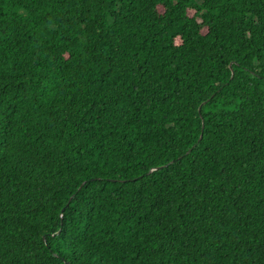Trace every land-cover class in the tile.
<instances>
[{
	"label": "trees",
	"instance_id": "trees-1",
	"mask_svg": "<svg viewBox=\"0 0 264 264\" xmlns=\"http://www.w3.org/2000/svg\"><path fill=\"white\" fill-rule=\"evenodd\" d=\"M0 264H264V0H0Z\"/></svg>",
	"mask_w": 264,
	"mask_h": 264
},
{
	"label": "rangeland",
	"instance_id": "rangeland-1",
	"mask_svg": "<svg viewBox=\"0 0 264 264\" xmlns=\"http://www.w3.org/2000/svg\"><path fill=\"white\" fill-rule=\"evenodd\" d=\"M190 13H191V11H190Z\"/></svg>",
	"mask_w": 264,
	"mask_h": 264
}]
</instances>
